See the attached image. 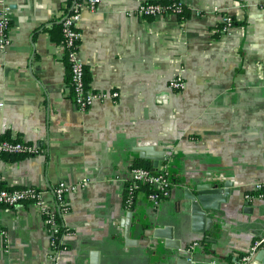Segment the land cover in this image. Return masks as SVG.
<instances>
[{
  "label": "crops",
  "instance_id": "obj_1",
  "mask_svg": "<svg viewBox=\"0 0 264 264\" xmlns=\"http://www.w3.org/2000/svg\"><path fill=\"white\" fill-rule=\"evenodd\" d=\"M75 1L0 0L12 21L0 49V136L40 149L0 155V177L43 191L42 205L0 207V264H51L43 209L57 208L61 180H87L68 194L61 264H237L264 238V200L245 198L264 184V0H180L184 19L138 17L148 0L94 10L81 1L79 55L88 85L105 94L85 109L73 100L61 28ZM177 75L182 91L170 86ZM157 155L175 181L170 197L154 205L143 189L129 206L131 168ZM228 183L220 210L195 218L187 189Z\"/></svg>",
  "mask_w": 264,
  "mask_h": 264
},
{
  "label": "built area",
  "instance_id": "obj_2",
  "mask_svg": "<svg viewBox=\"0 0 264 264\" xmlns=\"http://www.w3.org/2000/svg\"><path fill=\"white\" fill-rule=\"evenodd\" d=\"M81 1L89 4L90 9H96L97 5L102 0H76L72 5V14L64 16L63 32L65 35L64 47L68 51V56L72 61L71 67V91L73 93V100L80 108H88L92 103L105 96L104 93L94 91L85 82V69L82 58L79 55V45L76 43L81 38V31L79 24L82 19ZM8 7L4 6L0 13V49H5L10 43V32L12 29L11 17L8 13ZM169 14H177L176 8H167L160 3H154L150 0L140 3L136 9V15L141 18L156 17ZM234 28V19L231 15L226 14L222 18L221 31L227 34L232 32ZM170 86L176 91H182L185 87V81L181 75H177L170 80ZM113 96H118V93H113ZM40 152V149L30 143L15 139L0 140V155L9 154H25L33 155ZM130 181L126 187V191L132 197L134 192L143 190V186H150L153 191L148 193L154 205H158L163 199H167L171 195L172 187L175 185L172 172L168 162L159 165L155 170L143 167L133 166L130 171ZM87 180L78 183H67L66 181H59L53 188L52 192L55 196L57 208H50L44 206V220L48 227L51 251L49 260L51 264H61L58 258L61 248L63 246L62 237L67 230L62 223V215L68 209V194L77 190L80 187H86ZM42 190L34 186L14 187L10 188L4 184L0 177V207L9 206L15 207L21 202L32 201L40 205L43 204ZM245 198L251 200L253 198H260L264 200V184L258 185L255 193H246ZM4 234L5 231H0ZM199 245V242H194L192 246ZM264 245V238L256 239L247 255L241 258V264H260L254 259L255 254Z\"/></svg>",
  "mask_w": 264,
  "mask_h": 264
},
{
  "label": "water",
  "instance_id": "obj_3",
  "mask_svg": "<svg viewBox=\"0 0 264 264\" xmlns=\"http://www.w3.org/2000/svg\"><path fill=\"white\" fill-rule=\"evenodd\" d=\"M147 159L151 160V168L155 170L160 165V162L162 160H165L166 157H160L159 155H157L155 157H147ZM230 185L231 184L229 183L226 184V186H220L216 184H200L196 187L195 190L187 189L186 198L191 201V211L193 216L195 218L204 216L206 217L208 214V209L219 211L221 208V204L223 202H226L231 194ZM128 216L131 217L132 214L129 213ZM213 220V217H210L208 219V226L201 231L206 232L207 230H210L214 222ZM153 233L156 235V237L165 238V244L167 247H173L174 249L178 250L181 248L180 244L174 241V235L165 232L164 229H158L155 232L153 231ZM126 237L129 238V232L128 235L126 234ZM208 241H211L210 235H207V242ZM263 255L264 249H260L255 254L254 259L262 260Z\"/></svg>",
  "mask_w": 264,
  "mask_h": 264
},
{
  "label": "trees",
  "instance_id": "obj_4",
  "mask_svg": "<svg viewBox=\"0 0 264 264\" xmlns=\"http://www.w3.org/2000/svg\"><path fill=\"white\" fill-rule=\"evenodd\" d=\"M150 1L154 2V3H160L163 6H166L167 8H170V7L171 8H176L177 9V15L180 17V19H184L185 15L187 14V11H188V7L183 2H181L180 0H150ZM72 13H73V10L71 9L68 14H72ZM61 28H62V32H63V22H61ZM62 36H63V43H64V41H65L64 32H63ZM76 43L79 45L80 44V39ZM68 51H69V49L67 48V51L65 50V60H66L67 68H68L67 79H69L70 86H72V83H71L72 61L70 60V58L68 56ZM84 69H85V82L88 84V78H87V72H86L85 65H84ZM4 139H12V138L8 137L7 134H4V135L0 136V140H4ZM2 155H9V154H2ZM10 156H26V155L25 154H16V155H10ZM134 165L135 166H143V167H147V168L152 169L151 165L149 164V162H145V161H142V162L140 161V162H138V163H136ZM173 180H174V178H173ZM143 189L146 190L147 193H150V192L153 191V188L148 186V185L143 186ZM137 193H139V192H134L133 196L131 197L128 194V192L126 191L125 198H126V202H127V204L129 206L133 204ZM228 259H230V258L228 257ZM237 264H241V259L239 260V262Z\"/></svg>",
  "mask_w": 264,
  "mask_h": 264
}]
</instances>
